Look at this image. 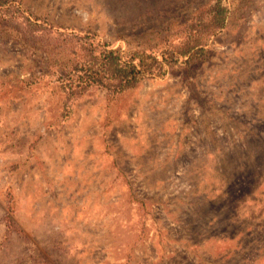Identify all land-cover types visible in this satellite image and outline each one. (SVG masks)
Masks as SVG:
<instances>
[{
	"label": "rangeland",
	"instance_id": "rangeland-1",
	"mask_svg": "<svg viewBox=\"0 0 264 264\" xmlns=\"http://www.w3.org/2000/svg\"><path fill=\"white\" fill-rule=\"evenodd\" d=\"M214 1L14 3L146 49ZM222 5L200 59L65 109L50 79L26 82L44 60L0 20V264H264V0Z\"/></svg>",
	"mask_w": 264,
	"mask_h": 264
},
{
	"label": "trees",
	"instance_id": "trees-1",
	"mask_svg": "<svg viewBox=\"0 0 264 264\" xmlns=\"http://www.w3.org/2000/svg\"><path fill=\"white\" fill-rule=\"evenodd\" d=\"M227 15L222 0H215L194 10L177 31L156 37L159 41L154 47L126 44L113 48L89 32L51 27L38 17L25 15L14 0H0V20L21 26L31 42L29 49L44 60V71L31 74L26 82L50 79L63 95V109L94 88L105 91L113 101L146 79L162 77L177 63L195 62L224 29Z\"/></svg>",
	"mask_w": 264,
	"mask_h": 264
}]
</instances>
